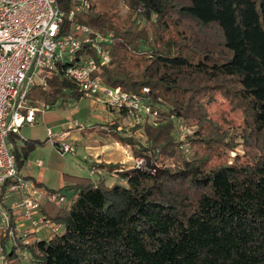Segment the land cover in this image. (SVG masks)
I'll list each match as a JSON object with an SVG mask.
<instances>
[{"label": "trees", "instance_id": "16d2710c", "mask_svg": "<svg viewBox=\"0 0 264 264\" xmlns=\"http://www.w3.org/2000/svg\"><path fill=\"white\" fill-rule=\"evenodd\" d=\"M88 2L86 10L62 23L61 33L72 22L113 33L105 45L110 60L94 74L129 93L149 88L159 121L135 126L154 154L176 161L162 164L154 175L134 167L118 170L111 185L104 178L96 183L65 173V202L39 206L60 230L34 241L35 249L16 240L6 253L9 263L22 264L16 247H27L29 260L39 264H264V0ZM76 3L56 1L65 12ZM62 67L51 72L46 89H30L33 99L55 107L82 98ZM217 96L242 112L251 161L210 163V154L229 144L228 131L208 116ZM171 115L198 119L188 141L202 145L204 153L183 157ZM18 139L10 133L19 171L44 142L25 139L17 145Z\"/></svg>", "mask_w": 264, "mask_h": 264}, {"label": "built area", "instance_id": "2783aa9c", "mask_svg": "<svg viewBox=\"0 0 264 264\" xmlns=\"http://www.w3.org/2000/svg\"><path fill=\"white\" fill-rule=\"evenodd\" d=\"M56 1L0 0V264H10L6 253L16 240L35 249L32 232H38L41 227L57 231L60 226H54L41 214L39 206L43 202L61 205L66 199L62 192L46 191L23 177L16 167L10 133L19 134L22 126L35 122L37 112L53 108L41 99H26L33 86L46 89L51 72L61 64L65 76L76 82L83 98L123 112L138 122L158 119V110L147 97L148 87L129 93L106 85L94 74L99 64L106 65L110 60L105 45L112 41L111 31L72 22L71 30L61 33L65 19L72 21L75 13L86 10L88 0H77L68 12L61 10ZM87 47L94 50V55L81 54ZM58 103L61 102L58 101L57 106ZM65 103L77 107V100ZM71 123L81 127L75 119H71ZM178 127L183 130V123H178ZM47 132L52 134L49 129ZM56 147L62 153L75 151L74 146L64 140ZM131 167L148 171L142 157H135ZM125 168L120 166L116 172ZM88 173L92 178L100 174L101 169L91 165ZM22 220L31 221V233L22 229ZM2 237L5 244L1 242ZM16 252L25 263L39 264L29 260L27 247H16Z\"/></svg>", "mask_w": 264, "mask_h": 264}, {"label": "crops", "instance_id": "0c3cea01", "mask_svg": "<svg viewBox=\"0 0 264 264\" xmlns=\"http://www.w3.org/2000/svg\"><path fill=\"white\" fill-rule=\"evenodd\" d=\"M85 99H87L90 112L87 113L84 110L79 111V100H77L76 108H72V106L63 102L61 105L49 110L37 112L35 122L24 125L27 128L28 135H25L23 132L17 134L19 136L17 145H21L25 139L44 142L36 145L29 152L28 158L19 172L23 177L31 180L46 191L64 192L63 187L66 184L64 179L65 173L89 177L92 181H99L106 177L116 178V168L119 167L117 162L125 159L119 149L121 144L119 145V142L117 143L116 140L113 141L108 138H103L101 135L106 134L98 132L99 129L97 130L96 125L97 123L101 124L99 127L102 129L116 122L120 124L119 122L121 118H125V114L103 104L96 103L91 99ZM96 110L100 111L99 114H96ZM75 118H77L78 124L81 127L71 123V119ZM119 127L120 125H117V128ZM48 129L52 132L51 135L48 134ZM97 136L101 137L98 139ZM86 139L89 140L86 141ZM60 140H64L74 146L75 151L71 154L79 155L78 149L80 147L83 148L84 150H81L84 153L83 160L87 163L80 164L79 166L81 168L74 170L77 164H73V168L70 161L68 162L66 154L60 152L56 147ZM70 158L71 156H69ZM37 160L41 161L40 164L36 163ZM94 163L115 164L116 168L109 171L106 167L98 166L101 169V173L96 174L92 178L89 174L88 176L83 174L85 173V168H89ZM20 226H25L30 233L33 230L30 220H22ZM59 230L56 231L48 227H41L38 232H32L30 235L32 240L48 239ZM40 231H43L42 235L39 234Z\"/></svg>", "mask_w": 264, "mask_h": 264}, {"label": "rangeland", "instance_id": "374dc122", "mask_svg": "<svg viewBox=\"0 0 264 264\" xmlns=\"http://www.w3.org/2000/svg\"><path fill=\"white\" fill-rule=\"evenodd\" d=\"M126 11V7L122 5L121 12L124 13ZM69 21L68 19H65V21ZM34 87V86H33ZM31 93H28L26 99L28 101L33 100ZM81 99V100H80ZM79 99V111L84 110L87 113L90 112V108L87 102V99L80 98ZM69 101V100H68ZM76 108V107H72ZM208 109V116L210 119L215 120L222 128H224L226 131H228V135L226 137L225 145H221L220 149L216 152H213L210 154L209 159L211 160V164H219V163H231L234 161L235 158L239 159L240 161L247 162L251 161V158L249 156V149L250 146L246 145L245 139L241 133L242 126H243V115L242 112L239 109H234L232 106L224 99H222L220 96H217V99L214 101L213 104L209 105L207 107ZM60 109V108H57ZM61 110V109H60ZM44 111V110H43ZM100 111L96 110V114H99ZM125 118H121L120 124L117 122L112 125H105L106 128H100L99 126L101 124L97 125V130L101 134L103 138H108L109 140H116L117 143L119 142L120 145V152L124 156V160L118 161L117 165L123 166V167H129L133 164V159L135 157H142L145 160L146 166L148 168V173L150 175H154L159 169L162 164H174L176 161L173 156H163L161 154H158L153 152V150L150 148V142H148L147 137L141 127H136L135 124L138 122L135 118L131 116L124 115ZM171 125H172V133L175 137V139L178 142V147L180 149V152L182 153L183 157L186 160H190L196 153H204V148L202 145L198 144L197 142H190L188 141L189 137L192 136L196 130L199 127V121L194 116H175L171 115ZM77 120V118H75ZM144 121V120H143ZM159 121L157 119L155 122L151 120H146V122L151 123L152 125L156 124ZM142 122V121H140ZM182 122L184 125V129L181 130L178 127V123ZM40 123V122H39ZM117 125H120L119 128H117ZM117 128V129H116ZM20 132H23L25 135H28L26 126H22L20 128ZM97 138L99 139V137ZM132 139V140H128ZM89 139H86L88 141ZM112 142V141H110ZM139 149H143L145 156H139L141 154H138ZM79 155H74L68 152H65L66 157L68 158V162L70 161V164L74 168L73 164H77L74 170L81 168L79 165L86 164L87 162L83 160L84 153L81 150H84L83 148H79ZM69 156L71 158L69 159ZM66 158V159H67ZM117 167V168H119ZM116 168V169H117ZM85 173L88 176V168H85ZM117 173V172H116ZM103 181V180H102ZM115 181V178H104V183L107 185H111L112 182ZM98 182V181H97ZM96 182V183H97ZM22 229H26L25 226H22ZM40 235L43 234V231L39 232ZM10 245V243H9ZM25 259H21V263H25ZM27 264V263H25Z\"/></svg>", "mask_w": 264, "mask_h": 264}]
</instances>
